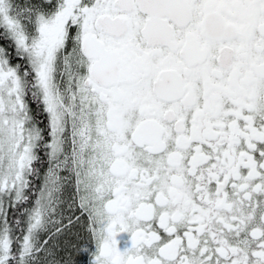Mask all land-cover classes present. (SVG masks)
Listing matches in <instances>:
<instances>
[{
    "label": "snow or ice",
    "instance_id": "snow-or-ice-1",
    "mask_svg": "<svg viewBox=\"0 0 264 264\" xmlns=\"http://www.w3.org/2000/svg\"><path fill=\"white\" fill-rule=\"evenodd\" d=\"M0 264H264V0H0Z\"/></svg>",
    "mask_w": 264,
    "mask_h": 264
}]
</instances>
